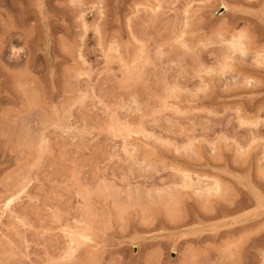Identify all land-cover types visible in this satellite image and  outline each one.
<instances>
[{
	"label": "rangeland",
	"instance_id": "1",
	"mask_svg": "<svg viewBox=\"0 0 264 264\" xmlns=\"http://www.w3.org/2000/svg\"><path fill=\"white\" fill-rule=\"evenodd\" d=\"M0 264H264V0H0Z\"/></svg>",
	"mask_w": 264,
	"mask_h": 264
}]
</instances>
